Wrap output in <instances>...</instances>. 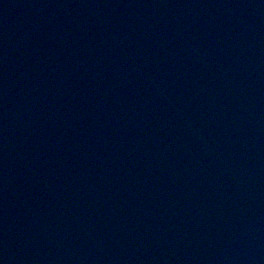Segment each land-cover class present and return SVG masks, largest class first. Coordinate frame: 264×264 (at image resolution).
I'll return each mask as SVG.
<instances>
[{
	"label": "water",
	"instance_id": "obj_1",
	"mask_svg": "<svg viewBox=\"0 0 264 264\" xmlns=\"http://www.w3.org/2000/svg\"><path fill=\"white\" fill-rule=\"evenodd\" d=\"M0 264H264V0H0Z\"/></svg>",
	"mask_w": 264,
	"mask_h": 264
}]
</instances>
